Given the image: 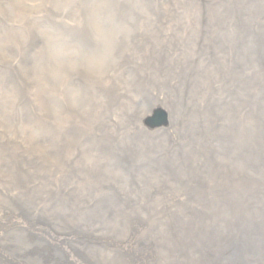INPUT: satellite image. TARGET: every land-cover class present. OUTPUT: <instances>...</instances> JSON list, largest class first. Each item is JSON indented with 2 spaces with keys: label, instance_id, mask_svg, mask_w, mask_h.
<instances>
[{
  "label": "rangeland",
  "instance_id": "rangeland-1",
  "mask_svg": "<svg viewBox=\"0 0 264 264\" xmlns=\"http://www.w3.org/2000/svg\"><path fill=\"white\" fill-rule=\"evenodd\" d=\"M251 205L264 214V0H0V215L18 217L1 251L35 264L29 222L39 245L128 264L101 248L120 255L129 219L182 257L195 233L168 211L228 246ZM243 248L264 264V232Z\"/></svg>",
  "mask_w": 264,
  "mask_h": 264
},
{
  "label": "bare ground",
  "instance_id": "bare-ground-1",
  "mask_svg": "<svg viewBox=\"0 0 264 264\" xmlns=\"http://www.w3.org/2000/svg\"><path fill=\"white\" fill-rule=\"evenodd\" d=\"M184 198H185V196H184ZM167 199H169V198H167ZM251 211H256V214H257L256 221L254 222L253 225H247V224H242V223L236 222L238 228L233 230L232 237H234V239H233L231 245H228V246L220 243V241L222 240V238L220 239V234H222V233L220 231H218L214 227V225L211 224L207 220L206 216L203 218H200L196 221H193V219L186 217L188 215H184L182 213L181 217H179V219H178L177 217L174 216L176 211H168L166 214H167L169 220H174L175 222H178V221H180V219L185 217V221L183 220V221H181V223L189 226V230H191L192 233H195V235L193 234V237H190V238H188L189 234H185L186 235L185 237H182V234L179 236L177 235V237H180L181 239H185L183 241H180V243L183 242L185 244L184 246L187 247V248L184 247V250H182L180 248L182 251L180 250L181 252L179 255L182 257H179L178 254H177L178 258L175 255L168 257L167 255L169 253H171L173 248L178 246V242L167 239V238H165L159 234H158L159 237H161L160 247L157 248V245L151 246L152 244L150 245V243H148V244L144 243L143 245L142 244L140 245L143 238L145 236H149L148 232L151 231L153 227L150 226V227L145 228L144 230L132 231L134 226L137 224H135L134 221H130L129 219L124 220V222L121 226L122 227L121 236H124V238L119 237V239L120 238L125 239V237H129L130 235L131 236L129 237V241L127 244L120 246L121 247L120 248V251H121L120 255L116 254V252H114L115 250L108 248L105 245V243H102L103 246H105V247L102 246L101 249L105 252L112 253V255L114 256L113 261H118V260L124 259V258H125V261L127 259H129L130 262H128V264H146L147 262H149V264H152V262H154L153 261V259H154L153 255L163 257L164 262H160L161 264H171L170 259L173 261L172 264L175 263L176 259H178V262H177L178 264H250L251 262L248 260V257L245 254V248H243V247H245V244H246V238L254 239V232H264V214L259 213V208L256 205H251V207L248 209L242 208L241 214L246 213V212H251ZM12 217L9 214L2 213L0 215V221H2L3 223H1L0 225L2 227H5L6 230L10 231V229L13 227L15 222L18 220V217H15V216H12ZM165 220H166V218H165ZM24 222H26V220ZM26 223H27V227L24 228L23 230H26L28 232V234L37 237L35 239L36 246L33 247V251H32V252H34V254L37 253L35 255V257L37 259L34 258L36 261L35 264H89V263L96 264L95 259H94L95 255L93 256L92 253L89 254L91 262L88 260L89 255L85 256L82 253L77 254L74 252L67 253V250H65L62 247V245L66 244L65 243L66 239L64 237H58V238H60L58 240H55L52 237L54 240H51V241H53L54 243H50L49 241H45V242H47V244L42 242V244L39 245L40 240L44 241V239H45L43 236H47L46 231H44L45 229L36 230L37 228L35 227V225H32L29 222H26ZM127 225H130V226L128 227ZM14 229L16 230V228H14ZM161 229L164 231L168 230L167 228L160 226L159 227L160 234L162 232ZM149 233L151 235H154V231H151ZM62 235H64V234H62ZM137 235H139L140 237L136 238V240H135V237H137ZM205 241H212V242H211V244L209 243V245H207V243H205ZM225 242H227V241H225ZM93 245H94V243H93ZM198 245L200 247H198ZM138 247H140V249H144V247L150 248L149 250H147V252H149L148 259H145L144 256H142L144 254L143 252H139L141 255L140 257H142V261H137V257H136L137 255L134 254V251H136V249H138ZM195 247H197L196 249H198V251H196ZM127 248H129L130 250H126ZM5 250L8 251L7 249H5ZM6 251L0 250V264H21L22 263V262L19 263V262L14 261L15 259H17L14 257V256H16V255H14L15 253L12 254L9 251H8L9 253H7ZM167 258H169V259H167ZM22 261H23V259H22Z\"/></svg>",
  "mask_w": 264,
  "mask_h": 264
},
{
  "label": "water",
  "instance_id": "water-1",
  "mask_svg": "<svg viewBox=\"0 0 264 264\" xmlns=\"http://www.w3.org/2000/svg\"><path fill=\"white\" fill-rule=\"evenodd\" d=\"M164 120H162V122H163Z\"/></svg>",
  "mask_w": 264,
  "mask_h": 264
}]
</instances>
